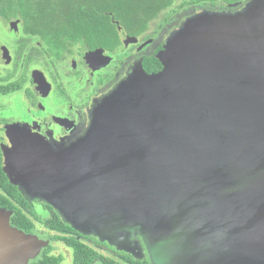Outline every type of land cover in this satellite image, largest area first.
<instances>
[{"label":"water","instance_id":"95a60500","mask_svg":"<svg viewBox=\"0 0 264 264\" xmlns=\"http://www.w3.org/2000/svg\"><path fill=\"white\" fill-rule=\"evenodd\" d=\"M252 17L264 28V0L234 18L206 13L180 28L160 57L173 63L150 78L140 68L132 81L144 85L145 102L140 91L107 97L83 150L67 152L80 155L78 166L41 177L34 194L66 212L73 229L119 245L128 228L172 264H230L253 239L264 246V41H255ZM140 110L149 115L136 118ZM8 156L9 181L31 186L27 156ZM34 162L43 165L41 156ZM46 246L0 228V264H28Z\"/></svg>","mask_w":264,"mask_h":264},{"label":"flooded vegetation","instance_id":"af4514ba","mask_svg":"<svg viewBox=\"0 0 264 264\" xmlns=\"http://www.w3.org/2000/svg\"><path fill=\"white\" fill-rule=\"evenodd\" d=\"M253 1L175 0L171 8L160 12L136 36L127 35L117 26L119 44L113 51L90 48L83 41L54 45L58 38L39 37L21 20L0 18V23L8 26V34L0 37L1 169L4 170L5 153L12 151L29 154L31 147L40 146L49 153L54 151L51 154L68 152L72 141L85 138L103 101L120 90L127 99L139 97L140 91L141 101L145 102L144 85H135L132 81L138 78L140 68L142 76L150 78L173 63L171 59V63L165 64L160 57L165 55L168 40L185 20L199 11L236 14ZM135 115L143 119L149 112L140 110ZM38 151L31 153L37 157L40 156ZM16 190L18 198L3 193L0 187V202L14 204L15 209L32 222L29 235L49 242L28 264H37L44 254L56 261L54 264H64L65 256L54 253L55 243L68 253V263L76 264L74 248L61 238H74L82 246L86 251L80 254L84 264H154L139 235L131 232L127 250L122 251L66 223L72 231L60 233L48 225L54 217L64 223L52 207L42 199L29 198L18 185ZM16 202L26 206L20 208ZM7 212L11 219L13 212Z\"/></svg>","mask_w":264,"mask_h":264},{"label":"trees","instance_id":"16d2710c","mask_svg":"<svg viewBox=\"0 0 264 264\" xmlns=\"http://www.w3.org/2000/svg\"><path fill=\"white\" fill-rule=\"evenodd\" d=\"M175 0H0V18L18 19L39 37L58 38L54 45L65 42L83 41L88 47H101L113 51L119 44L117 26L127 35L136 36L146 28L163 10L171 8ZM1 191L18 198L13 185L0 167ZM2 199V198H1ZM19 200V199H18ZM12 203L0 202V209L13 212L10 226L25 234L31 232L32 222ZM16 206L26 205L16 202ZM49 227L58 232H71L72 229L57 217L51 219ZM75 251V263L84 264L81 253L86 252L74 238H61ZM43 255L37 264H54Z\"/></svg>","mask_w":264,"mask_h":264},{"label":"rangeland","instance_id":"374dc122","mask_svg":"<svg viewBox=\"0 0 264 264\" xmlns=\"http://www.w3.org/2000/svg\"><path fill=\"white\" fill-rule=\"evenodd\" d=\"M206 13L207 14H214L212 12L199 11L198 13H195L192 17H190L187 20H185L181 24V28H183L184 26H187L186 24L188 22H190V20L196 18V16H201V15L206 14ZM242 13H243V11H240V12H238L236 14H226L225 16L234 18V17H236V16H238V15H240ZM218 16H223L224 17V15H221V14H219ZM248 19H249L248 23L250 25V29L253 30L252 34H253V36L255 38V41L257 43H259V44H262V42L264 41V28H260L261 26H260L259 22L257 21L256 17H252V18H248ZM7 32H8V26L3 24V23H0V37L6 36ZM236 34L238 35V33H236ZM125 127H126V122H125ZM128 132H130V131H128ZM126 134H127V137H125V139H126V142H127V146H132L131 140L133 138H135V137H133L132 134H130V135L128 133H126ZM86 143L87 142L84 139L81 140V141H77V142L72 141L70 147H75V146L78 145L79 147H81V150H83V148L85 147ZM31 148H33V150H35V149L39 150L38 153L42 157V160H43V165L41 164L42 167L38 166L34 162L35 154L31 153L33 150H30L29 154L24 153L22 151L18 152V153H16L15 151H12V152H9V153H5V155L9 154V156H11V155L16 156L18 154V155H26L27 156V170L29 171L28 183L31 186L28 187L26 182H25V180H21L20 181V183L23 185L24 194L26 196H28L29 198L32 197V198L42 199L46 204H48V206L52 207L53 210L56 211V213L60 216V218H62L64 223L69 225L70 223L67 221V218H66L67 213L66 212L64 213L60 209H58V208L54 207L52 204H50V202L47 199H44L41 196H36L38 194H34V193L40 192L39 184L42 185V183L40 181L41 177H43V179L44 178H49L50 179V174L53 173L54 170H58V169H61V171H64V172L73 170L74 168H76L78 166V164H75V165H73V164L74 163H78L77 161H78L80 155L73 156V155L68 154L66 151H58V154H51V153H54V151L50 150V153H49L47 150H44V148L40 147V146H35V147H31ZM6 157H5V159H6ZM61 171L57 172V173L60 174ZM11 173H12L14 179H15L16 176L14 174V171L12 170ZM16 181H17V184H20L18 180H15V182ZM51 196H53V195H51ZM76 215L80 216L78 214H76ZM9 223H10V213L0 209V228H5L6 229L7 227H10ZM76 230L79 231L82 234H85V235L93 234L94 236H96L100 240L107 241L110 245H113V246H115L116 248H118L119 250H122V251L123 250H127V245H128L127 238H129V236L131 235V231L129 232V229L125 228L124 232L127 234L123 238V241L125 240V242H123V243L120 242V244L118 245L116 243H111V241L103 238L100 235H96L95 233H93L89 229H83V230L76 229ZM32 236H35V235H32ZM35 237L39 241L47 243V245L49 244V242L40 240L37 236H35ZM141 238L144 241V238L143 237H141ZM247 241H250V240L247 239ZM250 242L253 243V245H245L246 247L244 246V248L241 247V251H240V253H239L238 257H237V260L234 263H230V264H264V254L255 255L254 256V254L257 251H259L261 249H264V246H262L263 245V243H262L263 239L259 237L257 239L256 238L253 239V241H250ZM144 244L147 247L149 255L151 256L154 264H172V263L165 262L164 257H162V252H161V250L159 248L155 249L156 252H150L149 251L150 248L148 249V245L146 244L145 241H144ZM53 250H54L55 254H63L65 256L64 264H69L68 263V260H69L68 253L63 250V248L60 246V244L55 243ZM184 255L187 256L186 253H184Z\"/></svg>","mask_w":264,"mask_h":264}]
</instances>
